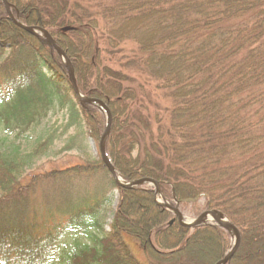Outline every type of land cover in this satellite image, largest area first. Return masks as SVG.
Here are the masks:
<instances>
[{"label":"trees","instance_id":"1","mask_svg":"<svg viewBox=\"0 0 264 264\" xmlns=\"http://www.w3.org/2000/svg\"><path fill=\"white\" fill-rule=\"evenodd\" d=\"M6 1L65 51L80 92L110 108L105 149L118 174L158 181L182 213L221 212L241 232L227 264H264V0ZM0 104L23 133L33 107L65 111L67 131L84 125L98 144L107 127V114L75 95L54 47L15 24L2 0ZM56 140L47 132L30 151L0 149V264H143L125 235L149 264H216L232 249L222 228L181 226L154 188L118 186L100 155L27 175Z\"/></svg>","mask_w":264,"mask_h":264},{"label":"rangeland","instance_id":"2","mask_svg":"<svg viewBox=\"0 0 264 264\" xmlns=\"http://www.w3.org/2000/svg\"><path fill=\"white\" fill-rule=\"evenodd\" d=\"M15 17V16H14ZM16 18V17H15ZM17 21L18 18H16ZM20 22V21H19ZM39 36L44 37L40 32L35 33ZM7 52L3 58L8 56ZM35 114H33V121L30 128L23 133L22 128L24 126L18 125L14 120L13 125H7L5 122L4 115L7 114L4 105L0 104V149L7 150L12 149L13 145L19 147L23 151H30V149L36 145L38 141L43 140L47 132H55L57 140L54 142L52 149L42 158H40L33 166L26 170L27 175L50 172L57 169H66L70 166L77 164H85L91 161H96L99 157V144L90 139L86 134V127L81 125L79 127H73L67 131L66 125L68 122V116L65 111L55 112L49 111L44 114L37 112V108H32ZM36 110V111H35ZM30 112V113H32ZM16 115L19 111L15 112ZM71 146L69 150H64L66 146ZM125 181V180H124ZM129 183V181H126ZM132 182V181H131ZM78 184V190L82 191L87 188V179L83 178ZM146 186V187H145ZM154 188L155 187L144 184L137 188ZM156 195V194H155ZM158 202L162 203L161 196L156 198ZM120 197L117 191H115L114 203L111 206V210L107 215L105 230L110 231V224L115 216L116 211L120 207ZM180 209V208H179ZM40 217L46 218L48 213L45 207H37L36 209ZM181 212V210H180ZM182 213V212H181ZM198 216L192 215L190 211L183 210L182 218L183 221L186 220L188 223L193 222ZM207 223L215 224L211 218ZM192 230V229H191ZM77 237H82L83 235H76ZM73 236V238H76ZM71 238V239H73ZM85 240V237L83 238ZM126 243L129 245L130 250L136 256V258L143 264H149V260L145 253L141 250L139 243L132 237L125 235ZM91 244V243H90ZM234 245V237L231 238V247ZM69 248L66 251L72 249V245H68Z\"/></svg>","mask_w":264,"mask_h":264},{"label":"water","instance_id":"3","mask_svg":"<svg viewBox=\"0 0 264 264\" xmlns=\"http://www.w3.org/2000/svg\"><path fill=\"white\" fill-rule=\"evenodd\" d=\"M2 1L8 10L10 18L13 20V22L15 24H17L19 27H21L24 30H26L30 33H33V34L40 32L44 36V38L54 47V49L56 50L58 55L65 62V65H66V68L68 71L69 81H70L72 88H73V91H74L75 95L77 96V98L79 99V101L81 103H84V104L94 105V106L102 109L104 112H106V114H107V127H106V130H105V132L101 138L100 144H99V152H100V156H101V159L103 161V164L105 165V167L110 172V174L113 177V179L115 180L116 184L120 187L127 188V189H132L135 187L142 186L144 184H149V185H152L155 187L156 197L159 195L162 196L160 184L158 181H156L154 179L142 178V179L135 180L133 182L128 183V182L124 181V179L121 178V176L118 174L117 170L115 169V167H114V165H113L111 159L109 158V156L106 152V149H105V144H106L107 138L110 134L112 121H113L112 113H111V110L108 107V105L101 99L89 98V97L84 96L78 88L74 68L72 66L71 60L69 59V57L67 56L65 51L57 45L55 40L51 37V35L46 30H44L40 27H27V26L23 25L21 22L17 21V19L14 17L13 13L11 12V8H10L9 4L7 3V1L6 0H2ZM162 201H163V203L157 202V204L159 206H161L162 208H165V209L173 212L175 214L176 218L178 219L179 223L184 227L195 228V227L206 224L212 218L213 221L215 222L216 226L230 232L231 235H233V237H234V246H233L232 250L225 256V258H223L222 260H220L216 264H227L233 258V256L238 251L240 244H241V232L234 224L229 222V220L221 212L214 211V210L213 211H206L203 214H201L197 219H195L193 222L188 223V222H185V220L183 221L182 214L179 212L177 207L172 206L163 197H162Z\"/></svg>","mask_w":264,"mask_h":264}]
</instances>
